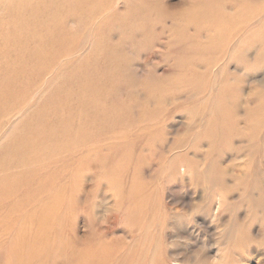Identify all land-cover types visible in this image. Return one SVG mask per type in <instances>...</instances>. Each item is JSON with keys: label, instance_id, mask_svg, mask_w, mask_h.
I'll return each instance as SVG.
<instances>
[{"label": "rangeland", "instance_id": "obj_1", "mask_svg": "<svg viewBox=\"0 0 264 264\" xmlns=\"http://www.w3.org/2000/svg\"><path fill=\"white\" fill-rule=\"evenodd\" d=\"M230 4L239 6L234 17L228 16L235 10ZM262 6L264 0H108L101 4L89 19L80 49L58 58L57 80L52 83L45 76L33 100H28L27 111L8 120L0 118V143L14 124L35 118L37 104L66 75L89 77L106 70L120 84L115 91L112 84L120 101L138 104L135 116L165 118L155 137L168 153L153 146L137 152L129 142V152H120L115 167L109 160L101 165L99 160L93 162L74 176V192L68 199L51 202V213L66 214L60 215L58 223L48 213L32 216L37 207L26 198L34 195L33 183L26 184L15 205L3 202L1 207L7 210L11 203V210L22 207L31 213L24 218L31 223L29 231L53 232L54 244L48 252L40 248L31 253L24 243L14 253L7 244L6 249L0 248V264H67L63 256L55 263L48 260L57 248L66 251L67 246L70 255L80 256L78 261L87 257L90 248L94 258L108 254L111 261L128 254L121 264H133L132 253L162 257L166 264H264V42L251 45L245 56L235 53L241 57L239 62H230L220 73L225 60L207 73L203 64L211 54L201 50L208 41L204 34L214 24L221 38L230 33L227 46L234 45L247 24L254 27L264 19ZM137 19H146V26L129 24ZM69 27L76 34L83 32L76 25ZM97 114L103 115V109H97ZM172 144L183 146L169 150ZM16 164L13 161L0 170V177L15 176L19 185L30 181ZM52 172V167H46L38 176L55 183ZM31 240L37 244L45 238L33 235Z\"/></svg>", "mask_w": 264, "mask_h": 264}, {"label": "bare ground", "instance_id": "obj_2", "mask_svg": "<svg viewBox=\"0 0 264 264\" xmlns=\"http://www.w3.org/2000/svg\"><path fill=\"white\" fill-rule=\"evenodd\" d=\"M107 2L108 0H0V118L8 120L12 115L18 116L27 111L28 100L45 83V76L52 83L57 80L58 58L62 53L80 49V42L88 35L89 19L97 13L101 4ZM230 6L235 10H230L231 15L228 16L234 17L239 6ZM222 17L228 20L223 15ZM187 19L189 22L192 20L190 16ZM230 21L233 30L236 21ZM141 23L146 26V19L132 20L129 24L137 26ZM69 25H76L83 32L76 34ZM209 29L204 34L208 41L201 45V50H208L211 54V58L203 64L207 73L222 59L225 63L219 66L218 73L224 71L230 62H239L241 57L235 53L245 56L251 45L264 42V19L254 27L247 24L243 34L230 47L227 46L232 39L229 38L230 33L221 38L217 24ZM196 30L200 33V28ZM239 44H243V47L239 48ZM218 73L212 74L216 77ZM76 84L75 88H71ZM112 84L114 91L120 85L106 70L89 77L83 74L66 75L45 100L37 104L35 118L28 117L19 121L6 132V139L0 143V170L7 169L9 163L16 161V165L24 170L22 175L32 179L19 185L20 179L15 176L0 177V248L6 249L9 244L14 253L24 243L23 246L29 248L30 253L40 248L48 252L54 244L53 232L39 234L29 231L31 223L24 218L31 216V213L22 207L10 209L11 203L16 204L26 184L33 183L34 195L26 198V202L37 207L32 216L40 217L48 213L58 223L66 214L51 213V202L59 203L61 197L68 199L74 192V176L85 172L93 162L99 160L97 163L101 165L104 160H109L110 166L115 167L120 152H129V142H133L131 149L136 145L137 152L153 146V149L158 148L168 153L164 143L155 137V133L164 127L165 118L162 116L160 120L158 117L161 116L144 114L135 116L133 109L138 104L133 100L127 101V104L121 102L112 90ZM226 87L229 89V86ZM103 97L107 99L106 102ZM74 99L78 102H73ZM99 107L104 111L100 116L97 114ZM159 113L162 115V112ZM30 126L32 130L27 129ZM66 126L71 128L64 129ZM173 144L169 150L183 146ZM171 162L170 164H175L174 160ZM46 167H52L51 179L55 183H49L46 176H38ZM3 202H11L8 203L7 210L1 207ZM33 235H41L45 240L34 244L31 240ZM152 245L153 243L149 247ZM57 249L55 256L48 258L52 260L50 262L55 263L57 258L63 256L68 258L67 264H107L108 260L110 264H121L122 260L129 258L128 254H120L112 261L108 254L94 258V249L88 248L85 253L87 257L85 255V259L78 261L80 256L70 255L72 251L68 246L66 251ZM150 249L155 253L153 248ZM132 258L136 259L133 264H166L162 257H142L132 253Z\"/></svg>", "mask_w": 264, "mask_h": 264}]
</instances>
